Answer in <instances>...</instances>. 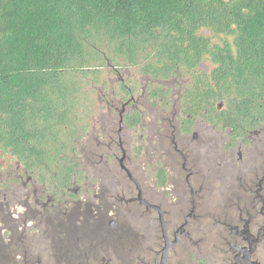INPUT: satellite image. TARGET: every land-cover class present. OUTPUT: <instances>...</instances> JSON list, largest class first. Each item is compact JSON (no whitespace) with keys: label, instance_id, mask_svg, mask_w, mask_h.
Listing matches in <instances>:
<instances>
[{"label":"flooded vegetation","instance_id":"flooded-vegetation-1","mask_svg":"<svg viewBox=\"0 0 264 264\" xmlns=\"http://www.w3.org/2000/svg\"><path fill=\"white\" fill-rule=\"evenodd\" d=\"M115 81L70 184L0 161V264H264V119L228 122L191 75Z\"/></svg>","mask_w":264,"mask_h":264},{"label":"trees","instance_id":"trees-1","mask_svg":"<svg viewBox=\"0 0 264 264\" xmlns=\"http://www.w3.org/2000/svg\"><path fill=\"white\" fill-rule=\"evenodd\" d=\"M105 68L191 75L192 99L207 91L247 127L264 119V0H0L2 159L70 184L103 87L129 95Z\"/></svg>","mask_w":264,"mask_h":264},{"label":"rangeland","instance_id":"rangeland-1","mask_svg":"<svg viewBox=\"0 0 264 264\" xmlns=\"http://www.w3.org/2000/svg\"><path fill=\"white\" fill-rule=\"evenodd\" d=\"M204 34H206V35H211V33L209 32V30L207 31H202ZM230 37V36H229ZM220 39H222L221 37H219V36H212V40L214 41V42H219L220 41ZM207 64V66H211L210 65V62L207 60V61H204V64L203 65H206ZM105 72H104V74H103V76L105 77V79L108 81L109 79H108V77H109V75H110V77H111V80H110V83H113V81L115 80V78H116V76L114 75H112V73H109L108 72V69L107 68H105ZM107 73L109 74V75H107ZM113 76V77H112ZM113 80V81H112ZM112 81V82H111ZM101 102V101H100ZM102 105V102L100 103V106ZM106 110L104 109V106H102V108H101V110H99V114H100V117L102 118V116L104 115V112H105ZM84 140H85V137H83V139L80 141V146H81V150H82V146L83 145H85L84 144ZM2 155H6V156H8L7 154H2ZM1 154H0V161H2L3 159L2 158H4L3 156H2ZM11 161H12V159H13V161H14V158H11L10 156L8 157ZM83 162V161H82ZM14 163V162H13ZM84 166H85V164H84Z\"/></svg>","mask_w":264,"mask_h":264}]
</instances>
